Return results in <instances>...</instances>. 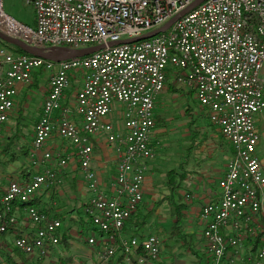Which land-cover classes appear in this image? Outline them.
<instances>
[{
    "label": "built area",
    "instance_id": "built-area-1",
    "mask_svg": "<svg viewBox=\"0 0 264 264\" xmlns=\"http://www.w3.org/2000/svg\"><path fill=\"white\" fill-rule=\"evenodd\" d=\"M5 1L0 0V33L5 36L53 57L104 49L56 62L0 47V139L18 87L30 85L44 68L51 73L31 151L32 165L41 172L28 182L11 183L1 198L0 242L26 222L30 230L13 240L17 251L45 259L60 246L62 221L33 205L42 190L61 184L51 162L64 168L71 160L43 152L57 137L76 151L90 193L85 217L106 239L100 262L108 263L120 251L127 261L136 256L139 264H157L159 236H119L144 201L147 163L155 157L156 102L172 72L233 147L218 199L200 211L205 253L214 264L226 257L228 264H236L231 255L241 253L248 233L261 245L247 262L264 264V225L259 222L264 170L256 155V116L264 111V0H206L193 8L198 0H25L35 12L34 28L9 16ZM150 34L155 35L136 41ZM73 72L82 73L84 82L68 98ZM94 139L111 150L114 174L107 181L93 167ZM88 242L93 245L95 239ZM139 248L144 254L138 255Z\"/></svg>",
    "mask_w": 264,
    "mask_h": 264
},
{
    "label": "rangeland",
    "instance_id": "rangeland-1",
    "mask_svg": "<svg viewBox=\"0 0 264 264\" xmlns=\"http://www.w3.org/2000/svg\"><path fill=\"white\" fill-rule=\"evenodd\" d=\"M5 11L17 21L32 28L35 27L34 9L28 6L25 0H6ZM0 47H5L16 53L15 45L1 39ZM50 75V71L44 68L36 76L37 78H33L30 85L23 86L24 89L22 87L19 89L20 92L18 91V96L15 99L12 117L2 127L3 133L0 139L1 197L6 193L7 187L11 183L22 184L26 182L24 172H31L30 180L41 172L32 165L31 151L33 150L34 130L39 121L37 115L42 112L48 96L46 92L48 89L50 90L48 80ZM72 75L75 78L71 79L72 84L66 92L68 98L69 96L70 98L73 97L84 82L82 73L73 72ZM155 113L157 131L152 142L155 157L147 163L144 203L140 212L128 223V229L123 236L126 239L132 238L134 230L137 229L134 222L140 223L144 216L151 211L153 213L147 215L146 225L139 231L136 230L138 233L134 237L139 240L149 234L160 237L162 248L157 264H214L213 259L206 255L203 250L202 228L204 229V223L198 214L202 207L209 203L211 197L220 194L218 183L225 174L227 162L232 157L233 147L211 124L197 97L172 80L167 82L165 90L158 97ZM256 126L260 137L256 155L264 165V111L256 116ZM122 129V124H120L119 130L122 131ZM9 139H11L12 144L7 151H4ZM52 143L58 149L55 150ZM92 146L95 163L100 167L99 172L101 175L106 172V178L109 179L111 176L109 174L114 171L112 156L108 154L111 150L104 142H99L96 139L92 140ZM188 148H191L190 152L187 151ZM47 150L54 152L55 156L60 153L70 157L71 161L73 160L79 168L76 151L69 143L52 137L45 144L43 152ZM104 165H108V169L103 168ZM51 167L55 171L60 168L56 165L55 160L51 162ZM180 167H182V171L187 173V178L180 184L174 200L181 197L182 202L188 206L183 230L191 237V239L188 238L189 249L171 234L175 217L173 207L168 200H165L166 197H170L167 187V173L172 169H179L178 171L182 172ZM62 185L64 186L62 187ZM69 185L71 184L68 180L63 181L59 185L57 194L51 190L41 193V196L49 203V209L56 211L64 207L67 208L66 211L73 210L75 207L73 196L77 192L68 193L67 187ZM77 206L80 205L77 204L75 207L77 212L72 215L73 220H69L70 215L63 214L64 228L68 229L72 237L69 248L65 249L60 245L58 248L52 249L45 259L26 257L31 260V264H60L59 259L61 258L72 257L74 260V258L78 259V256H82V253L87 254L88 252L90 258L84 264H97V257L100 256L98 254L105 251V236L93 230L88 222L84 227L81 225L80 220L85 217L84 206L81 205L80 208ZM48 214L53 217L57 215L53 211ZM6 236L9 238H7V242L12 243L14 238L10 237L9 234ZM90 238L95 239L93 245L88 242ZM6 252L18 264H24L19 261V257L12 247ZM120 256L122 255L118 252L108 264H123L122 261H119ZM0 258L2 264H10L5 254L1 255ZM243 262L241 259L237 264H244ZM126 264L131 263L127 261Z\"/></svg>",
    "mask_w": 264,
    "mask_h": 264
},
{
    "label": "crops",
    "instance_id": "crops-1",
    "mask_svg": "<svg viewBox=\"0 0 264 264\" xmlns=\"http://www.w3.org/2000/svg\"><path fill=\"white\" fill-rule=\"evenodd\" d=\"M37 75H34V77L35 78H37L36 77ZM33 77V78H34ZM23 88L24 89V87L23 86H19L18 87V91L20 92V88ZM18 92V93H19ZM18 93H17V96H18ZM47 93H49V89H48V91L46 92V94ZM47 96V95H46ZM16 101V100H15ZM14 107H15V105H14ZM13 110H14V108H13ZM12 113H13V111L11 112V115H10V117H12ZM41 113L42 112H40V114H38L37 115V117H39L40 118V116H41ZM10 120V119H9ZM260 138V137H259ZM58 139V138H57ZM59 140V139H58ZM259 145V144H258ZM52 146L55 148V150L56 149H58V148H56L55 147V145H54V143H52ZM46 152H52V151H46ZM52 153H54V152H52ZM63 153V152H62ZM57 154H60V153H57ZM64 155V154H63ZM259 159V158H258ZM260 160V159H259ZM261 162V161H260ZM262 164V163H261ZM105 165H106V163H105ZM103 166V168H107L108 169V165L107 166ZM263 164H262V168H263ZM93 167L94 168H97L98 169V171H99V169H100V167L99 166H97V164L94 162L93 163ZM114 168V167H113ZM149 168H150V166H149ZM148 169V168H147ZM264 170V169H263ZM56 173H57V176H58V178L61 180V183H63V181H69L70 182V184L71 185H69L68 187H67V192L68 193H70V192H77V194L76 195H74L73 196V204L75 205V207H76V205L77 204H79L80 206L78 207L77 206V208H80L81 207V205L82 206H85L86 205V203L89 201V199H90V193H89V191H88V188H87V184H86V182H85V180H84V178H83V176H82V174H81V172H80V168H78V166H77V164L75 163V162H73V160L71 161L70 160V163H69V165H68V167L66 168V167H64V169H62L61 167L60 168H57V170H56ZM100 173V172H99ZM106 172L103 174V175H101V173H100V175H101V179L103 180V181H107L108 179L106 178ZM108 174V173H107ZM112 174H114V171L111 173V174H109V175H111L110 177H112ZM110 179V178H109ZM64 185H62V187H63ZM8 188V187H7ZM57 190H59V187H56V188H53L51 191H54V193H56L57 194ZM43 191H47V190H42L37 196H36V198H35V200L36 201H38V207H40L42 210H45V211H47L48 213H50L51 211H53V212H55L57 215H62L63 216V214H68V215H70V214H72L71 212H73V210H75L76 208L74 207L73 208V210H69V211H66L67 210V208H64V207H62V208H59V209H57L56 211L55 210H52V209H49V203H47V201L41 196L42 194V192ZM218 197H219V195L218 196H216V197H211L210 198V201L209 202H211V201H213V200H216V199H218ZM143 203H144V201H143ZM142 203V204H143ZM141 208H142V205H141V207H140V209H139V211L137 212V214L140 212V210H141ZM84 211V210H83ZM201 211V210H200ZM200 211H199V214L198 215H200ZM136 214V215H137ZM56 215V216H57ZM68 215H66V216H68ZM136 215H134L133 216V218L136 216ZM55 217V216H54ZM132 220V219H131ZM259 222L261 223V224H263L264 225V201H263V210H262V213H261V216H260V218H259ZM136 223V221L134 222V225H136L135 224ZM127 229H128V223H127ZM30 228H31V226H30V224H28V223H26V222H21V224L19 225V226H17L16 227V231L14 230V229H11V231H12V233H10L9 234V236L10 237H13V238H15L18 234H20V233H22V232H28L29 230H30ZM135 228H136V226H135ZM202 230H204L203 228H202ZM125 233V230H123V232L121 233V235L119 236V238L120 237H122V238H124V236H123V234ZM102 235V234H101ZM104 236V235H103ZM147 236V235H146ZM202 237H203V231H202ZM7 238H8V236H6L5 238H1V242H0V256L1 255H6L8 252H6L7 251V249H9V248H13L14 249V246H13V242L12 243H8L7 241ZM118 238V239H119ZM132 238H134V237H132ZM9 239V238H8ZM124 239H126V238H124ZM203 241H204V237H203ZM11 244V245H10ZM256 244H257V239L255 238V237H253L251 234H245V237H244V249H242L241 250V253H239V254H235V252L234 253H232V257L235 259V261H236V264L238 263V262H240V260L242 259V261H244L243 263L244 264H249L248 262H247V256L248 255H250V254H252V252L254 253L255 251H252L254 248H255V246H256ZM203 250H204V243H203ZM205 251V250H204ZM118 252H120V251H118ZM117 252V253H118ZM120 254L121 255H123V253L122 252H120ZM206 254V253H205ZM98 255H100V254H98ZM83 256H85V258H83ZM121 257V256H120ZM231 257V258H232ZM78 259H75L74 258V260L70 263V264H84V262H87V260L90 258V256H89V252L87 253V254H85V253H82V256H78L77 257ZM98 259H97V264H103V263H101L100 262V256H98L97 257ZM73 259V258H72ZM229 257H226L225 259H224V261H223V263L222 264H228V262H229ZM98 261H99V263H98ZM119 261H121L120 259H119ZM246 262V263H245ZM122 263L124 264H126L127 263V261H126V258L124 257V259L122 260ZM105 264H108V263H105Z\"/></svg>",
    "mask_w": 264,
    "mask_h": 264
},
{
    "label": "trees",
    "instance_id": "trees-1",
    "mask_svg": "<svg viewBox=\"0 0 264 264\" xmlns=\"http://www.w3.org/2000/svg\"><path fill=\"white\" fill-rule=\"evenodd\" d=\"M15 52L17 53V54H24V55H29L28 53H26L24 50H22V49H20V48H18V47H16L15 46ZM169 80H172V81H174V75H173V73L172 72H169L168 73V81ZM175 82V81H174ZM177 84V83H176ZM171 85V84H170ZM171 89H173L172 87H171ZM191 92V94L193 95L194 93L192 92V91H190ZM156 126H157V122H156ZM12 144V142H11V139H9V142H7V144L5 145V148H4V151H7L8 149H9V147H10V145ZM188 152H190L191 151V148H188V150H187ZM180 169H181V171H182V167H180ZM179 170V169H178ZM178 170H175V169H172V170H170V171H168V173H167V187H168V189H169V192H170V197L168 198V197H166L165 198V200H168L169 201V204L173 207V212H174V217H175V220H174V223H173V225H172V229H171V234L176 238V240L177 241H181V242H183V245L184 246H186L188 249L190 248L189 246H190V242H188V238L189 239H191V237L190 236H188V234H186L185 232H184V230H183V222H184V220H185V216H186V212H187V210H188V206L187 205H185L183 202H182V198L181 197H178L176 200H174V198L177 196V193H178V189H179V187H180V184H182V182H184L185 180H186V178H187V173L186 172H184V171H182V172H179ZM31 172H24L23 173V175H24V177H25V179H26V182H28L29 180H30V177H31V174H30ZM1 196H0V214H1V212H2V210H3V207H2V203H1ZM33 205H35L37 208H39L40 209V207H38V201H34V203H33ZM40 211L41 212H43V213H45V214H47V215H49L48 214V212L47 211H45V210H42V209H40ZM77 212V209H75V210H73V212H71L72 214H70V217H69V220L71 221V220H73V217H72V215L74 214V213H76ZM150 213H153V212H149L147 215H149ZM144 216V219H143V221H141L140 223H138L137 221H136V227H137V229L136 230H140L141 228H143L145 225H146V220H147V217L148 216ZM84 216H85V213H84ZM56 218H58V219H60L61 221H62V223H63V225H64V221H63V216L62 215H57V216H55ZM79 218V217H78ZM131 221V220H130ZM129 221V222H130ZM87 222L89 223V221H87V218L86 217H84L83 218V220H80V223H81V225L84 227L86 224H87ZM128 222V223H129ZM90 224V223H89ZM138 224V225H137ZM90 226H91V224H90ZM92 227V226H91ZM93 228V227H92ZM93 230H95L94 228H93ZM124 230H125V232H126V230H127V226L124 228ZM136 230H134V232H133V237H134V235H136L137 233H138V231H136ZM95 231H97V230H95ZM98 232V231H97ZM10 233H12V231L10 230L9 231V233H7V234H10ZM7 234H5L4 236H3V238H5L6 237V235ZM13 234V233H12ZM71 236H70V234H69V232H68V229L66 230L65 228H64V226H63V232H62V235H61V240H60V245L61 246H63V248H65V249H67V248H69V246L71 245L70 244V240H71ZM135 238V237H134ZM120 242V240L118 239L117 240V243H119ZM11 245V244H10ZM261 245V242H260V240L259 239H257V244H256V248H255V250L259 247ZM14 252H15V254L19 257V261L20 262H22V263H24V264H31V260H29V259H27L26 257V255H24V254H22V253H20L19 251H17L15 248H14ZM141 254H144V251H143V249L142 248H139V250H138V255H141ZM6 257H7V259H8V262L10 263V264H18L17 262H16V260H14L11 256H9L8 254H6ZM124 254L120 257V260L122 261L123 259H124ZM73 261V259H72V257H67V258H61V259H59V262H60V264H70L71 262ZM130 263L131 264H139L138 263V260H137V257L136 256H133L132 258H131V261H130Z\"/></svg>",
    "mask_w": 264,
    "mask_h": 264
},
{
    "label": "water",
    "instance_id": "water-1",
    "mask_svg": "<svg viewBox=\"0 0 264 264\" xmlns=\"http://www.w3.org/2000/svg\"><path fill=\"white\" fill-rule=\"evenodd\" d=\"M204 1L206 0H198L193 6V7H196L198 6L199 4L203 3ZM189 10H187L186 12H184L181 16L185 15ZM180 16V17H181ZM180 17H176L174 18L169 26H167L168 28L176 21L178 20ZM155 34H150V35H147V36H144L136 41H140V40H143V39H147V38H150L151 36H153ZM0 39L5 41V42H8L10 44H13L15 45L16 47L24 50L26 53H28L29 55H32V56H35V57H39V58H43V59H46V60H53V61H56V62H60L62 60H68V59H73V58H81V57H86V56H89L93 53H96L98 51H101L104 49L103 46H97V47H90V48H87V49H83V50H78V51H75L73 54L71 55H65V56H60V57H53L51 56L48 52H44L38 48H35V47H31L29 45H27L25 42L21 41V40H17V39H14V38H11V37H8V36H5L4 34L0 33Z\"/></svg>",
    "mask_w": 264,
    "mask_h": 264
},
{
    "label": "bare ground",
    "instance_id": "bare-ground-1",
    "mask_svg": "<svg viewBox=\"0 0 264 264\" xmlns=\"http://www.w3.org/2000/svg\"><path fill=\"white\" fill-rule=\"evenodd\" d=\"M52 55H57L58 53L57 52H51Z\"/></svg>",
    "mask_w": 264,
    "mask_h": 264
}]
</instances>
